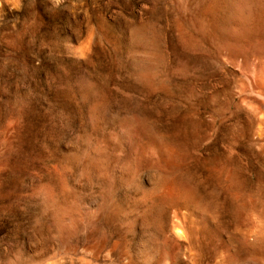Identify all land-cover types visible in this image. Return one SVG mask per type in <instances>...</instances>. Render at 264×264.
Returning <instances> with one entry per match:
<instances>
[{
    "label": "rangeland",
    "instance_id": "1",
    "mask_svg": "<svg viewBox=\"0 0 264 264\" xmlns=\"http://www.w3.org/2000/svg\"><path fill=\"white\" fill-rule=\"evenodd\" d=\"M0 264H264V0H0Z\"/></svg>",
    "mask_w": 264,
    "mask_h": 264
},
{
    "label": "bare ground",
    "instance_id": "2",
    "mask_svg": "<svg viewBox=\"0 0 264 264\" xmlns=\"http://www.w3.org/2000/svg\"><path fill=\"white\" fill-rule=\"evenodd\" d=\"M152 153H153V155L154 156H156V157H159L160 156V149L159 148H157V147H152ZM238 174V173H237ZM167 188V187H166ZM168 192H169V190H168ZM170 192H171V189H170ZM181 195V194H180ZM178 196V195H177ZM176 196V197H177ZM180 197V196H179ZM185 197V196H184Z\"/></svg>",
    "mask_w": 264,
    "mask_h": 264
}]
</instances>
